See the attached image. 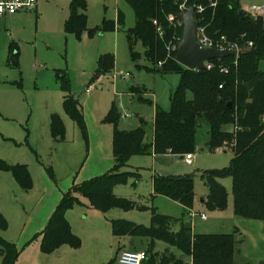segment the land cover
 <instances>
[{
    "label": "rangeland",
    "instance_id": "374dc122",
    "mask_svg": "<svg viewBox=\"0 0 264 264\" xmlns=\"http://www.w3.org/2000/svg\"><path fill=\"white\" fill-rule=\"evenodd\" d=\"M73 1L38 0L35 9L2 18L7 20L0 43V158L8 165H25L31 180V186L25 189L11 172L0 171V213L7 221V228L0 231V236L14 243L19 251L14 264H108L110 261L119 264L116 258L120 251L144 250L149 241L114 235L111 221L149 226L151 208L181 219L190 225L193 233L233 234L236 264L264 262L263 223L235 215L229 177L219 180L227 192L225 208L215 209L206 204L209 188L202 173L227 168L233 153L228 147L209 149L205 122L197 129L196 149L190 164L175 154L130 157L120 172H132L134 176L116 185L113 192L134 207L102 212L79 192L77 187L81 184L113 167L112 126L104 122L110 108L114 106L119 115L118 129L133 130L138 127L139 118H144L148 132L154 108L171 109V96L180 84L181 75L152 70L151 62L144 58L141 42L134 45L138 58H131L125 30L134 26L135 13L124 0H84L87 30L67 33L64 24ZM118 12L124 19L122 25L117 23ZM234 43L237 53L246 46L249 48L239 40ZM11 51H18L16 66L8 63ZM103 55L113 57V67L95 77L98 59ZM56 70H62L69 78L70 94L79 103L85 131L64 111V93L56 80ZM187 97L191 98L192 94L188 92ZM53 115L63 122L61 140H56L51 131ZM223 128L233 130L231 124ZM178 175L194 178L193 206L184 214L174 200L159 195L151 197L154 177ZM68 192L74 204L66 210L65 217L78 243L62 244L44 253L42 231ZM177 226L179 223L173 230ZM133 241L139 247H131ZM166 250L190 263V257L174 246L155 242L154 251Z\"/></svg>",
    "mask_w": 264,
    "mask_h": 264
},
{
    "label": "trees",
    "instance_id": "16d2710c",
    "mask_svg": "<svg viewBox=\"0 0 264 264\" xmlns=\"http://www.w3.org/2000/svg\"><path fill=\"white\" fill-rule=\"evenodd\" d=\"M135 13L134 26L125 30L130 55L133 60L139 54L134 45L141 42L144 58L151 62L152 70L177 72L181 75L180 84L171 96V109L163 111L158 107L153 120L152 140L146 141L147 130L144 121L133 130L117 127L118 113L114 106L105 116L104 122L112 126L113 167L106 173L81 184L77 189L90 204L107 212L112 208L134 207L125 198L117 197L113 190L116 185L127 181L132 172H120L127 166L133 155L167 153L184 156L196 149V134L199 125H208V147L214 151L228 147L232 151L230 165L224 169L204 171L209 192L206 204L215 209H223L227 203V192L220 179H231L233 210L235 215L260 220L264 234V21L252 17L242 8L240 0H124ZM204 7L195 17L200 25H206L209 36H225L230 42L239 40L246 46L236 55L210 60V69L189 70L175 59H167L162 66L157 63L165 59V43L172 39L174 26L168 21L170 14L179 12V5ZM85 1L74 0L70 16L64 28L67 33L79 34L86 28ZM153 20L163 29L161 38ZM118 25L124 23L118 12ZM175 35L181 36L183 27H176ZM91 32V31H89ZM13 44H11L12 47ZM236 61V63H235ZM11 66L18 64V51H11L8 57ZM236 64V65H235ZM113 67V57L103 55L98 59L95 77L108 72ZM225 67L227 72L221 71ZM56 80L64 93L65 113L85 131V123L78 101L70 94V82L62 70H56ZM132 89V87H130ZM192 94L191 98L187 93ZM140 101V100H139ZM151 104V101H150ZM231 124L233 130L223 127ZM51 131L56 140H61L64 126L58 115L51 117ZM0 171L11 172L25 189L31 180L25 165H8L0 158ZM153 193L168 197L183 207V214L190 210L194 201V178L189 175L156 176L152 180ZM74 204L70 192L66 193L42 231L41 249L50 253L62 244L77 245V238L71 233L65 217L67 209ZM149 226L138 225L125 220H112V233L116 236L145 238L149 241L143 251L144 264H236L235 238L233 234H197L189 224L181 219L164 215L151 208ZM179 223V228L173 226ZM7 228V221L0 213V231ZM156 241L174 246L191 258L185 262L166 250L154 251ZM19 251L14 243L0 236V256L2 264H14ZM117 260V258H116ZM110 261L108 264H113ZM260 264H264L261 262Z\"/></svg>",
    "mask_w": 264,
    "mask_h": 264
},
{
    "label": "built area",
    "instance_id": "2783aa9c",
    "mask_svg": "<svg viewBox=\"0 0 264 264\" xmlns=\"http://www.w3.org/2000/svg\"><path fill=\"white\" fill-rule=\"evenodd\" d=\"M38 0H0V17L5 16H12L18 12L21 11H27L35 9L37 6ZM216 5V0L212 1L211 6ZM189 6L183 2L179 5V12H184L187 10ZM195 14L196 13H202L204 10V7L201 5L193 6ZM248 15H251L253 17H263L264 16V5H248L243 9ZM168 21L174 26V27H183L181 21H179L175 14H170L167 17ZM153 25L156 27V31L158 35L162 38L163 37V29L157 22V20H153ZM197 36H198V43L203 47L208 48H216V49H231L235 51V54H237V44L234 42H230L226 39L225 36H220L218 38L211 37L206 32V25H198L197 27ZM181 40V36L173 35L172 39L165 43V59L162 61H159L157 63V66H162L163 63L167 59H175V55L177 53L178 43ZM247 45L251 46L252 42H248ZM206 69H210L212 67V64L210 61L205 62ZM221 71L227 72V69L225 67L221 68ZM127 73L126 76L127 77ZM89 92V89L86 90ZM124 118H127L129 116H123ZM185 161L186 163L192 162V154H186L185 155ZM201 218L205 219L206 216L201 213ZM147 256L146 253L143 250L139 251H121L119 255L117 256V262L119 264H144Z\"/></svg>",
    "mask_w": 264,
    "mask_h": 264
},
{
    "label": "water",
    "instance_id": "95a60500",
    "mask_svg": "<svg viewBox=\"0 0 264 264\" xmlns=\"http://www.w3.org/2000/svg\"><path fill=\"white\" fill-rule=\"evenodd\" d=\"M175 16L183 25L175 60L183 67L189 70H202L206 68L205 62L235 54V51L231 49L208 48L198 43L199 21L195 17L193 6H189L184 12H177Z\"/></svg>",
    "mask_w": 264,
    "mask_h": 264
},
{
    "label": "crops",
    "instance_id": "0c3cea01",
    "mask_svg": "<svg viewBox=\"0 0 264 264\" xmlns=\"http://www.w3.org/2000/svg\"><path fill=\"white\" fill-rule=\"evenodd\" d=\"M243 2V3H242ZM242 2H241V6H242V8L244 9L245 7H247L248 5H252V4H254V5H264V0H242ZM37 7V6H36ZM19 13V12H18ZM18 13H16V14H18ZM16 14H14V15H16ZM14 15H12V16H14ZM12 16H10V17H12ZM5 17H8V16H5ZM5 17H0V43L3 41V36H4V29L2 28L3 27V25H4V23L6 22V20L7 19H2V18H5ZM264 17V16H263ZM99 88H101V86L99 85L98 86ZM130 93V92H129ZM130 95H132L131 93H130ZM156 108L157 107H155L154 108V114H155V110H156ZM140 119H141V121H140ZM153 120H154V115H153V119H152V123H151V127L149 128L150 130L147 132V137H146V141H150V140H152V131H153ZM139 124H138V126L141 124V122L142 121H144L145 122V120H144V118H139ZM147 124L145 123V126H146ZM171 153H167V154H163V155H170ZM149 155H151V156H153L154 158H157V157H159L160 155H155L154 153H152V154H149ZM181 159H184L185 158V156H179ZM112 159H113V156H112ZM184 161H185V159H184ZM186 162V161H185ZM188 164V163H187ZM153 180V179H152ZM152 192H153V188H152ZM159 196H162V195H159ZM176 202V201H175ZM176 203H178V202H176ZM179 204V203H178ZM180 206H181V204H179ZM182 207V206H181ZM182 209H183V207H182ZM183 211H184V209H183ZM179 228V226H177V228H175V230H177ZM136 241H133V244L132 245H130L131 247H133L134 249H135V247L137 248V247H139V246H136L135 243ZM139 250H143V248H139ZM139 250H133V251H139ZM123 251V250H122ZM130 251V250H129ZM121 252V251H120ZM119 252V253H120ZM119 253L117 254V256L119 255ZM0 258H1V256H0ZM1 260H2V258H1ZM190 262H191V258H190Z\"/></svg>",
    "mask_w": 264,
    "mask_h": 264
}]
</instances>
